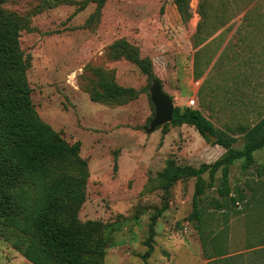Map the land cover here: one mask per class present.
I'll return each mask as SVG.
<instances>
[{
	"label": "rangeland",
	"instance_id": "374dc122",
	"mask_svg": "<svg viewBox=\"0 0 264 264\" xmlns=\"http://www.w3.org/2000/svg\"><path fill=\"white\" fill-rule=\"evenodd\" d=\"M247 2L206 0L202 13V0H189L187 21L175 0L0 4L18 27L35 116L74 145L84 161L85 199L77 218L104 242L103 264H203L201 252L219 256L227 238L234 254L207 264H264V230L241 231L246 222H264V147L253 152V165L245 168L244 159H238L230 166L231 192L245 197L232 210L214 207L220 169L212 187L203 174L206 188L199 204L204 212L198 222L191 216L195 178H179L165 191L159 173L170 160L193 167L212 163L225 148L188 124L169 121L147 132L155 113L149 90L155 80L174 107L204 111L191 95L192 67L195 72L209 67L215 45L192 62L194 33L209 38L216 31L220 34L211 43L222 40L224 46L228 31L216 29L221 22L243 21ZM192 98L195 103L189 105ZM232 145L242 149L244 141L238 138ZM153 217L151 249L144 258ZM246 248L253 254L245 255ZM0 264L32 263L0 234Z\"/></svg>",
	"mask_w": 264,
	"mask_h": 264
},
{
	"label": "trees",
	"instance_id": "16d2710c",
	"mask_svg": "<svg viewBox=\"0 0 264 264\" xmlns=\"http://www.w3.org/2000/svg\"><path fill=\"white\" fill-rule=\"evenodd\" d=\"M188 1L175 0L183 21L191 15ZM205 2L202 0V5ZM23 67L18 27L0 9V234L32 264H103L104 242L95 239L87 223L77 218V207L85 199L84 161L78 158L74 145L63 141L35 116ZM146 73L152 78L151 72ZM170 122L191 125L207 140L208 134L214 135L212 143L225 148V153L198 167L168 161L159 173L164 190L168 191L179 178L194 177L191 216L200 222L204 209L199 198L206 188L203 174H208L207 186L212 187L220 169V184L216 187L219 198L214 207L232 210L245 197L231 192L230 166L238 159H244L245 168L254 164L253 152L264 147V116L240 137L244 141L242 149L232 145L237 138L216 130L197 108L174 107ZM75 170L78 175L72 173ZM155 219L150 223L144 258L151 249Z\"/></svg>",
	"mask_w": 264,
	"mask_h": 264
},
{
	"label": "crops",
	"instance_id": "0c3cea01",
	"mask_svg": "<svg viewBox=\"0 0 264 264\" xmlns=\"http://www.w3.org/2000/svg\"><path fill=\"white\" fill-rule=\"evenodd\" d=\"M243 16V21L221 22L216 29L228 31L224 46L221 47L222 40L211 43L220 34L216 31L208 34L209 38L194 33L192 44L195 52L192 62L204 48L210 44L215 46L211 49L213 61L209 67L200 72H195L192 67L195 85L191 95L197 97L204 111L199 110L216 130L237 139L264 116V2L248 0ZM200 28L199 25L197 30ZM254 230H264V222H246L241 226L244 234ZM229 245L230 239L227 238L220 244L222 254L216 257L209 256L208 251L205 255L201 252L203 264L219 260V257L224 260L234 254ZM244 251L247 256L253 254L251 249ZM257 253L258 259H263L261 253Z\"/></svg>",
	"mask_w": 264,
	"mask_h": 264
},
{
	"label": "water",
	"instance_id": "95a60500",
	"mask_svg": "<svg viewBox=\"0 0 264 264\" xmlns=\"http://www.w3.org/2000/svg\"><path fill=\"white\" fill-rule=\"evenodd\" d=\"M151 101L155 107V113L152 120L149 122L147 132L154 131L160 125L171 121L174 111V106L170 97L162 91L161 84L155 80L149 87ZM208 134V132H206ZM211 141L216 137L208 134Z\"/></svg>",
	"mask_w": 264,
	"mask_h": 264
},
{
	"label": "built area",
	"instance_id": "2783aa9c",
	"mask_svg": "<svg viewBox=\"0 0 264 264\" xmlns=\"http://www.w3.org/2000/svg\"><path fill=\"white\" fill-rule=\"evenodd\" d=\"M195 103V100L194 99H190V101H189V105H192V104H194Z\"/></svg>",
	"mask_w": 264,
	"mask_h": 264
}]
</instances>
